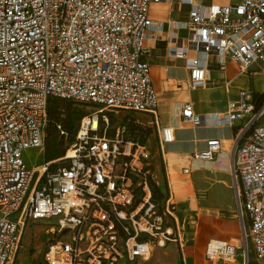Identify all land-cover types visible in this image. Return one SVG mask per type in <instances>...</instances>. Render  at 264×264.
Wrapping results in <instances>:
<instances>
[{
    "label": "built area",
    "instance_id": "built-area-1",
    "mask_svg": "<svg viewBox=\"0 0 264 264\" xmlns=\"http://www.w3.org/2000/svg\"><path fill=\"white\" fill-rule=\"evenodd\" d=\"M166 1L0 0V264L34 263L22 241L36 222L56 220L38 264H138L151 258L153 245L171 240L166 226L175 205L154 198L152 153L133 137L139 131L130 116L111 119L119 111L157 113L151 66L141 58L156 25L151 6ZM181 3L190 7L188 20L170 28L188 35L166 49L168 57L187 61L192 88L207 86L210 58L219 68L233 60L242 73L264 64V0ZM53 98L92 111L63 157L30 170L24 154L44 150ZM255 104L241 91L225 114L213 115L218 125L247 120L248 130L238 138L233 167L242 241L209 244L214 264L238 257L241 264H264V99ZM182 117L194 127L203 123L191 104ZM159 135L161 143L174 141L169 127ZM221 145L210 140L194 157L212 161ZM24 253L27 263L19 259Z\"/></svg>",
    "mask_w": 264,
    "mask_h": 264
},
{
    "label": "crops",
    "instance_id": "crops-1",
    "mask_svg": "<svg viewBox=\"0 0 264 264\" xmlns=\"http://www.w3.org/2000/svg\"><path fill=\"white\" fill-rule=\"evenodd\" d=\"M238 1L194 0V3L229 6ZM175 2L170 0L151 6L150 17L156 25L141 58L151 66L152 84L159 103L156 115L121 111L116 114L130 116L136 124L134 129L146 133L156 186L175 205L166 226L173 236L163 248L153 245L152 259L157 261L156 264H214L206 256L209 244L239 245L242 241L233 167L238 138L248 130L247 120L231 126L218 125L213 115L225 114L241 91L254 96L264 95V64H253L242 73L240 65L233 60L219 68L216 60L210 58L207 86L192 88L187 61L167 55L169 42H178L174 37L183 40L188 35L187 31L176 32L170 28L172 22L188 20L190 7L180 1L177 6ZM197 56L204 55L190 53V57ZM187 104H191L195 113L203 118L200 126L194 127L184 121L182 110ZM260 124L264 122L260 121ZM166 127L173 129L172 143L159 140L160 130ZM210 140H219L222 144L215 159H196L194 155L206 150ZM45 150L46 145L40 153L45 155ZM249 251L253 255L251 248ZM241 262L238 257L228 264Z\"/></svg>",
    "mask_w": 264,
    "mask_h": 264
},
{
    "label": "rangeland",
    "instance_id": "rangeland-1",
    "mask_svg": "<svg viewBox=\"0 0 264 264\" xmlns=\"http://www.w3.org/2000/svg\"><path fill=\"white\" fill-rule=\"evenodd\" d=\"M176 5L178 6L179 1L181 2V0H175ZM262 71V70H261ZM66 102L62 104L61 109L59 111V119L60 120H65L67 118L66 116V111H67V107H69L70 102L65 100ZM72 103V102H71ZM75 109L84 112V113H88L92 111V107L90 106H83V105H79V104H75ZM125 118V115L122 114H111V119L113 122H119L122 121ZM261 122H264V118L261 120ZM53 124H51L50 120H48L46 127H45V134H46V139L47 137H51L52 139H54L55 137H57V149H59L60 151H65L69 145L72 142V138L71 135L69 134L68 136H63V138H61V134H59V132H57L56 130L53 129ZM62 125V123H61ZM63 126V125H62ZM59 129V128H57ZM145 133V132H144ZM143 132H140L139 134L136 132V134H133L134 138H138L143 140L144 142H146V138ZM24 159H25V163L28 167V169L33 170L36 169L38 167L43 166L46 163L45 160V155L42 153H40L39 151H29L27 153L24 154ZM158 201L160 204H162V200L159 199L158 197ZM56 224V220L53 221H44V222H36V223H29L27 225V228L25 229L24 232V237H23V248L26 250H30L33 249V256H31L32 260L34 263L32 264H38V259L43 258V254L45 252L46 249V244L49 240V236L47 235L46 231L52 226ZM249 256L250 258L253 260V255L252 253L248 250ZM30 257L27 256V253L24 254H20L19 259H21V261L23 263H27L29 262V259H31ZM144 262V264H156L157 261H155L154 259L151 258L148 261H142ZM139 264H143V263H139Z\"/></svg>",
    "mask_w": 264,
    "mask_h": 264
},
{
    "label": "trees",
    "instance_id": "trees-1",
    "mask_svg": "<svg viewBox=\"0 0 264 264\" xmlns=\"http://www.w3.org/2000/svg\"><path fill=\"white\" fill-rule=\"evenodd\" d=\"M263 99H264V95L255 96V103H256L255 105L259 107ZM65 102L66 101L64 99H58V98H53L50 100L48 107V120H50L51 124H53L52 125L53 129L56 131L58 130L57 132H59V134H61V131L64 132L63 135L61 134V138H63L65 134L66 136L70 134L72 138V136L76 133L79 127L80 121L87 113L75 109V107L73 106H75L76 103L73 102L71 103V101H69L70 104L69 107H67V111L65 113L67 118L65 120H60L58 117L59 111L61 109L62 104ZM61 123L63 126L61 125ZM59 127L60 130L57 129ZM56 142H57V137H55L54 139H52L51 137L50 138L47 137L46 139V150H45L46 163L63 157L66 152V150L60 151L59 149H57ZM153 192H154V198L157 202H159L158 197L162 201L165 199V196L159 191V188L157 186H154Z\"/></svg>",
    "mask_w": 264,
    "mask_h": 264
}]
</instances>
